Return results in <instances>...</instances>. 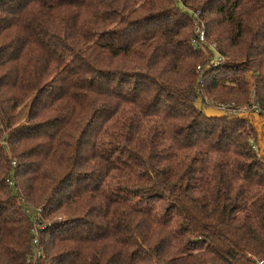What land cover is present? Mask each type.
<instances>
[{"label":"trees","instance_id":"1","mask_svg":"<svg viewBox=\"0 0 264 264\" xmlns=\"http://www.w3.org/2000/svg\"><path fill=\"white\" fill-rule=\"evenodd\" d=\"M251 87L264 0H0V264L264 260Z\"/></svg>","mask_w":264,"mask_h":264},{"label":"rangeland","instance_id":"2","mask_svg":"<svg viewBox=\"0 0 264 264\" xmlns=\"http://www.w3.org/2000/svg\"><path fill=\"white\" fill-rule=\"evenodd\" d=\"M201 37H202V35H201ZM249 73H247L248 77L251 76ZM240 95H241L240 98H237L239 101H236L233 99L230 102L223 104L221 102L216 103L214 101L208 100V103L206 102L205 105H206V107L212 109V111L227 113L228 116H232V115H236V114H238V115L239 114H246V115L252 116L253 107H255V106L258 107V105H259V103L257 102V100L255 98V88L251 87V89H249V91H248V94L247 93H241ZM234 101L238 104H236ZM226 107H230V108L226 109ZM258 108H259V110H262L260 107H258ZM238 111H241V113H239ZM261 119H262L261 117L256 118L255 124H254L255 128L259 127ZM261 136H262L261 143L264 145V134H262ZM60 218H62V217H60ZM38 230H39V228H36V230L33 231V235L34 234L37 235Z\"/></svg>","mask_w":264,"mask_h":264},{"label":"built area","instance_id":"3","mask_svg":"<svg viewBox=\"0 0 264 264\" xmlns=\"http://www.w3.org/2000/svg\"><path fill=\"white\" fill-rule=\"evenodd\" d=\"M202 38V37H201ZM230 107H226V109H229ZM232 109V108H231ZM225 112V111H224ZM239 113H241V111H238ZM253 114L256 115L257 117H261L262 119L260 120V124H259V130L262 134H264V110H259L258 107H253ZM26 212V211H25ZM36 243V240L33 242V244ZM252 260L254 261V264H264V260L260 259V258H253Z\"/></svg>","mask_w":264,"mask_h":264}]
</instances>
